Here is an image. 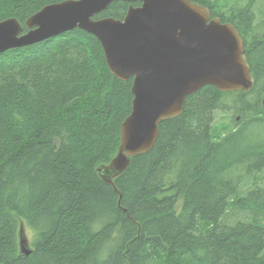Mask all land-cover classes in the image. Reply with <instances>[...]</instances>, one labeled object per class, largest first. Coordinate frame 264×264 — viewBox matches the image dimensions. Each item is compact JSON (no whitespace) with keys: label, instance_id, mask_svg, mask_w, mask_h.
Returning <instances> with one entry per match:
<instances>
[{"label":"trees","instance_id":"1","mask_svg":"<svg viewBox=\"0 0 264 264\" xmlns=\"http://www.w3.org/2000/svg\"><path fill=\"white\" fill-rule=\"evenodd\" d=\"M60 1L0 0V21L25 32L27 17ZM191 1L238 30L252 86L187 96L113 179L117 191L96 167L118 148L132 78L111 74L98 40L78 28L0 53V264H264V186L236 196L264 169V19L255 0L222 11ZM129 4L93 18L122 19ZM218 110L229 123L216 138ZM229 205L249 218L222 223ZM19 220L36 234L32 249L19 251Z\"/></svg>","mask_w":264,"mask_h":264},{"label":"water","instance_id":"2","mask_svg":"<svg viewBox=\"0 0 264 264\" xmlns=\"http://www.w3.org/2000/svg\"><path fill=\"white\" fill-rule=\"evenodd\" d=\"M114 1L130 3L122 19L93 18ZM24 25L22 32L16 18L0 21V53L78 28L98 40L111 74L132 78L131 109L120 124L118 148L96 167L116 191L113 179L132 156L153 146L158 124L178 116L187 96L206 85L221 92L252 86L238 30L191 0H62L44 5Z\"/></svg>","mask_w":264,"mask_h":264},{"label":"rangeland","instance_id":"3","mask_svg":"<svg viewBox=\"0 0 264 264\" xmlns=\"http://www.w3.org/2000/svg\"><path fill=\"white\" fill-rule=\"evenodd\" d=\"M211 1L214 2V9L216 11H222L235 0H211ZM242 1L243 0H241L240 2ZM253 10L255 13L256 21H260L264 19V0H255ZM227 123H229V115L221 110L216 111L215 119L212 125V132L216 138L227 132L225 130ZM255 185L264 186V169L263 171L253 172L250 176H247L244 180H242L241 183L239 184V188L236 196L243 195L248 189H250ZM248 218H249L248 213L244 212L243 210L241 211L235 209L229 205L226 209L225 214L221 217V222L225 224H232L237 220H247ZM35 237H36L35 232L31 230L23 220H19L18 229H17L19 251L32 249L33 241Z\"/></svg>","mask_w":264,"mask_h":264},{"label":"bare ground","instance_id":"4","mask_svg":"<svg viewBox=\"0 0 264 264\" xmlns=\"http://www.w3.org/2000/svg\"><path fill=\"white\" fill-rule=\"evenodd\" d=\"M137 4V3H136Z\"/></svg>","mask_w":264,"mask_h":264}]
</instances>
